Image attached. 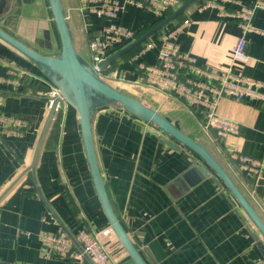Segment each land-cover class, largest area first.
<instances>
[{
  "label": "crops",
  "instance_id": "0c3cea01",
  "mask_svg": "<svg viewBox=\"0 0 264 264\" xmlns=\"http://www.w3.org/2000/svg\"><path fill=\"white\" fill-rule=\"evenodd\" d=\"M205 1L198 0L180 20L148 39L157 41L163 33L179 28L174 42L192 54L198 65L230 69L264 84V12L253 19L258 32L245 36L247 62L231 63L229 52L240 30L232 19L202 8ZM61 3L74 49L79 55L86 54L89 63L88 41L109 20L82 16L76 9L77 0ZM49 13L47 0H6L0 28L49 55L43 39ZM158 19L127 4L121 23L132 31L146 29V33ZM156 56L157 47L142 59L153 63ZM130 58H120L101 75L131 82ZM8 70L23 76L19 85L1 81ZM24 80L28 82L22 86ZM48 82L39 68L0 40V92L11 93L0 94V194L30 162L49 107L43 99ZM160 95L138 101L204 148L264 223V173L249 179L232 158L241 154L264 160V102L220 98L216 114L238 124L239 133L219 141L214 131L202 129L198 108L173 95ZM91 132L110 205L145 264H264L263 236L197 155L118 105L95 109ZM35 179L48 206L38 197L28 174L0 201V264H78L41 249L39 233L56 234L63 230L60 224L73 235L81 229L94 234L115 264H135L104 215L90 176L77 112L65 101L59 104Z\"/></svg>",
  "mask_w": 264,
  "mask_h": 264
},
{
  "label": "built area",
  "instance_id": "2783aa9c",
  "mask_svg": "<svg viewBox=\"0 0 264 264\" xmlns=\"http://www.w3.org/2000/svg\"><path fill=\"white\" fill-rule=\"evenodd\" d=\"M184 0H77V11L82 16L94 15L109 20L88 41L89 64L97 73L98 64L116 52L118 47H125L135 40L134 32L121 23L126 5L131 4L140 10L161 18L168 10H175ZM212 8L220 18H229L237 25L240 36L231 48V63H246L245 36L258 30L253 19L258 12H264V0L242 3L238 0H206L202 8ZM237 9H234V8ZM177 28L163 33L157 41L147 39L139 51L129 60L134 70L133 84L146 85L163 93L182 99L190 106L198 108L201 114V127L204 131H214L218 140L237 135L239 126L233 121L216 114V105L220 98L228 97L237 101L264 102V84L239 74L230 69L217 70L196 63V58L182 50L174 42ZM125 45V46H124ZM157 47L155 62H145L142 56ZM23 76L8 70L6 78L1 81L12 86L19 85ZM47 96L60 98L58 89L48 82ZM15 88V87H13ZM59 103V104H60ZM236 168L245 177L256 180L264 173V160L234 154L232 156ZM75 240L82 249L80 253L72 244L64 230L56 234L39 233L41 249L49 254L66 256L78 264H88L83 254L94 264H115L105 253L98 238L84 230H79Z\"/></svg>",
  "mask_w": 264,
  "mask_h": 264
},
{
  "label": "water",
  "instance_id": "95a60500",
  "mask_svg": "<svg viewBox=\"0 0 264 264\" xmlns=\"http://www.w3.org/2000/svg\"><path fill=\"white\" fill-rule=\"evenodd\" d=\"M198 0H187L176 8L171 14L166 16L153 28L142 34L124 48L111 54L108 58L98 64V71L106 72L115 62L127 54L135 47L141 45L148 38L158 33L161 29L167 26L172 21L176 20L179 15L185 12L189 7L195 4ZM6 0H0V16L5 8ZM50 15L58 36L60 48L57 55H47L40 53L21 41L17 40L0 28V40L19 52L37 68H39L47 77L49 82L58 89L61 97L65 102L72 106L78 115L80 133L83 143V148L90 172L91 179L99 202L101 204L104 215L110 224L117 239L122 244L123 248L135 264H145L137 249L133 246L126 233L124 232L117 216L115 215L107 193L104 182L101 177L92 140L91 132V116L95 109L107 104L116 103L122 107L124 111L134 117L141 119L144 122L150 123L160 132L164 133L168 138L183 145L195 155H197L206 166L218 176L223 182L227 190L235 198L242 207L249 219L253 222L264 238V223L256 214L254 209L244 198L241 192L236 188L231 179L227 176L219 164L211 157V155L195 141L185 136L170 122L156 113L151 108L143 105L132 97L125 95L113 87L109 86L99 77L90 66L74 49L67 26V19L63 11L61 0H47ZM2 18V17H1ZM0 18V19H1ZM44 46L46 50H51V39L49 30L43 32ZM0 94L8 95L10 92H0ZM49 103V107L39 130L30 162L27 167L18 174V176L3 190L0 194V201L8 194L15 185L25 176L30 175L35 186L38 197L47 205L46 200L42 196L36 179L35 171L41 152L43 151L45 142L52 128L55 116L57 114L60 98L47 96L43 98ZM167 145L172 146L169 142ZM207 172V171H206ZM48 206V205H47ZM50 208V207H49ZM64 232L72 242L73 246L82 253V249L76 242L74 235L60 224ZM84 259L88 264H94L90 258L83 254Z\"/></svg>",
  "mask_w": 264,
  "mask_h": 264
},
{
  "label": "rangeland",
  "instance_id": "374dc122",
  "mask_svg": "<svg viewBox=\"0 0 264 264\" xmlns=\"http://www.w3.org/2000/svg\"><path fill=\"white\" fill-rule=\"evenodd\" d=\"M48 16V30L50 32V39H51V45H52V49L51 51H46L45 52H49V55H56L59 52V48H60V44H59V40H58V36L51 18L50 13L47 15ZM145 42V41H144ZM143 42V43H144ZM83 59H86L87 56L85 55H80ZM99 77L101 78V80H103L105 83H107L109 86L113 87L114 89H116L117 91L128 95L130 97H132L135 100H142V99H159L161 98L162 91H158L152 87H148L146 85H141V84H133L130 81H121L118 79H114L111 76L110 78H106L103 75H99ZM117 78V77H115ZM160 92V94H159ZM112 105H118L116 103H111ZM120 107V105H118Z\"/></svg>",
  "mask_w": 264,
  "mask_h": 264
},
{
  "label": "trees",
  "instance_id": "16d2710c",
  "mask_svg": "<svg viewBox=\"0 0 264 264\" xmlns=\"http://www.w3.org/2000/svg\"><path fill=\"white\" fill-rule=\"evenodd\" d=\"M185 1H187V0H184L183 1V3L185 2ZM173 12V10H168L161 18H159L157 21H156V23H159L161 20H163L166 16H168L169 14H171ZM182 15H183V13L181 14V15H179V17L177 18V20H180L181 18H182ZM146 31V29H141L140 31H133L134 32V35H135V39L136 38H138L139 36H141L142 34H144V32ZM145 43V42H144ZM144 43H142L141 45H139V46H137V47H135L134 49H132L131 51H129L127 54H125L123 57L124 58H128V57H131L132 56V54L134 53V52H136L138 49H140L142 46H143V44ZM59 53V52H58ZM57 53V54H58ZM56 54V55H57ZM123 57H121V58H123ZM113 66V65H112ZM111 66V67H112ZM24 83L22 84V86H25L26 84H27V82L28 81H26V80H24L23 81ZM121 107V106H120ZM122 108V107H121Z\"/></svg>",
  "mask_w": 264,
  "mask_h": 264
}]
</instances>
